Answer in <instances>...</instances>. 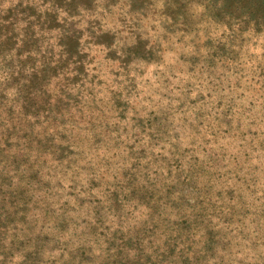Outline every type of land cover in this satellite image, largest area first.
Returning <instances> with one entry per match:
<instances>
[{
    "label": "rangeland",
    "instance_id": "374dc122",
    "mask_svg": "<svg viewBox=\"0 0 264 264\" xmlns=\"http://www.w3.org/2000/svg\"><path fill=\"white\" fill-rule=\"evenodd\" d=\"M259 1L0 0L4 259L264 264Z\"/></svg>",
    "mask_w": 264,
    "mask_h": 264
},
{
    "label": "trees",
    "instance_id": "16d2710c",
    "mask_svg": "<svg viewBox=\"0 0 264 264\" xmlns=\"http://www.w3.org/2000/svg\"><path fill=\"white\" fill-rule=\"evenodd\" d=\"M261 3H264V0L259 1ZM1 187V185H0ZM13 210L16 209V207H12ZM0 207V211H1ZM3 220V221H2ZM15 227L14 223L12 221H9L6 223V218L3 219V215L0 214V264H11V261H8L7 259H4V256L6 254L11 255V253L8 251L9 247L7 245V241L9 238H12L15 242V238H13L11 235H6L9 229H12Z\"/></svg>",
    "mask_w": 264,
    "mask_h": 264
}]
</instances>
